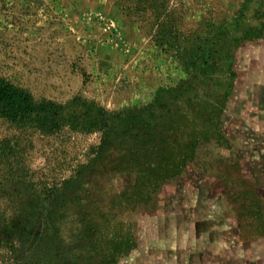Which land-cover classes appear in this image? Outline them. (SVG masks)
Returning a JSON list of instances; mask_svg holds the SVG:
<instances>
[{"label":"rangeland","instance_id":"374dc122","mask_svg":"<svg viewBox=\"0 0 264 264\" xmlns=\"http://www.w3.org/2000/svg\"><path fill=\"white\" fill-rule=\"evenodd\" d=\"M199 39L227 86L173 103L149 167L114 143L98 155L97 128L0 116L38 190L72 177L58 210L64 232L91 230L69 252L81 264H264V0H0V77L36 100L146 105L187 77ZM24 248L1 247L0 264L41 261Z\"/></svg>","mask_w":264,"mask_h":264},{"label":"trees","instance_id":"16d2710c","mask_svg":"<svg viewBox=\"0 0 264 264\" xmlns=\"http://www.w3.org/2000/svg\"><path fill=\"white\" fill-rule=\"evenodd\" d=\"M222 37L223 34L217 44H223ZM213 43L199 39L189 54L185 51L190 65L186 68L187 77L174 87L159 88L146 105L104 112L76 98L67 103L36 100L27 90L0 77V116L44 133H53L64 124L97 128L101 132L98 155L114 143L121 147L119 150H133L131 168L149 167L164 142L162 119L170 111L173 113V103L200 94L217 98L226 88L224 71L217 64L222 54ZM14 148L8 140L0 139V248L37 250L41 261L32 256L33 264H81V257L69 252H74L73 242L84 237L85 232L91 236V230L64 232L62 210H58L64 197L70 194L66 182H72V177L38 190L26 171L14 164ZM89 255L90 252L83 257L85 264L91 258Z\"/></svg>","mask_w":264,"mask_h":264}]
</instances>
